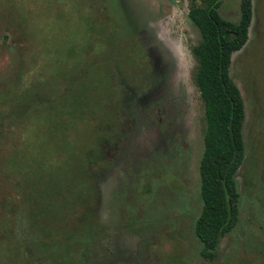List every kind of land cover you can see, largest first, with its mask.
Returning <instances> with one entry per match:
<instances>
[{
    "label": "rangeland",
    "instance_id": "rangeland-1",
    "mask_svg": "<svg viewBox=\"0 0 264 264\" xmlns=\"http://www.w3.org/2000/svg\"><path fill=\"white\" fill-rule=\"evenodd\" d=\"M195 1L0 0V264H264V0L233 56L247 151L240 218L213 261L195 231ZM220 12L238 22L241 0ZM152 51L168 72L156 97Z\"/></svg>",
    "mask_w": 264,
    "mask_h": 264
},
{
    "label": "trees",
    "instance_id": "trees-1",
    "mask_svg": "<svg viewBox=\"0 0 264 264\" xmlns=\"http://www.w3.org/2000/svg\"><path fill=\"white\" fill-rule=\"evenodd\" d=\"M195 1L190 18L201 41L194 48L195 84L205 108L204 153L200 162L203 210L195 231L202 242L201 256L213 261L222 239L240 218L241 193L237 175L246 159L245 103L231 76L233 56L249 41L253 0H241L238 22L220 12L223 0Z\"/></svg>",
    "mask_w": 264,
    "mask_h": 264
},
{
    "label": "flooded vegetation",
    "instance_id": "flooded-vegetation-1",
    "mask_svg": "<svg viewBox=\"0 0 264 264\" xmlns=\"http://www.w3.org/2000/svg\"><path fill=\"white\" fill-rule=\"evenodd\" d=\"M149 46V45H148ZM150 50V49H149ZM152 53V57L153 58H155L156 59V55L154 54V52L152 51L151 52ZM153 60V59H149L148 60V66H149V68L147 69V74H146V77L144 78V80H143V82H148L147 80H151L152 82H154L155 83V86L157 87H155L156 88V90L155 91H153V95L156 97V95H158V93H159V90H160V87L158 88V85H159V82H158V77L160 76V74H161V76H162V72L163 73H165V77H167V69H166V67H167V65H165V63H162L161 61H159L158 59H156V60ZM166 79V81H167V78H165ZM163 82H164V80H163ZM144 94V93H143ZM152 98V94H144V96H142V98H141V100H140V102L141 103H144L145 104V106H147L149 103H150V101L152 100L151 99ZM140 103V104H141ZM109 126H112L113 127V125H109ZM108 126V127H109ZM93 140H95V138H93ZM100 142V140L99 141H95V142H93L94 143V146H97L98 144H100L99 143ZM99 152V151H98Z\"/></svg>",
    "mask_w": 264,
    "mask_h": 264
}]
</instances>
